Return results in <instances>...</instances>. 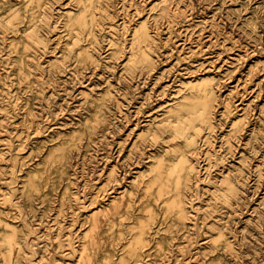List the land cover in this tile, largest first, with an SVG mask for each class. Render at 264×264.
Returning <instances> with one entry per match:
<instances>
[{
    "label": "rangeland",
    "instance_id": "rangeland-1",
    "mask_svg": "<svg viewBox=\"0 0 264 264\" xmlns=\"http://www.w3.org/2000/svg\"><path fill=\"white\" fill-rule=\"evenodd\" d=\"M0 264H264V0H0Z\"/></svg>",
    "mask_w": 264,
    "mask_h": 264
}]
</instances>
